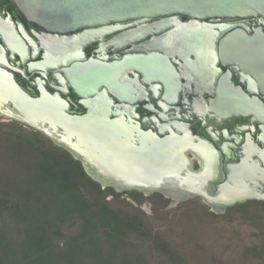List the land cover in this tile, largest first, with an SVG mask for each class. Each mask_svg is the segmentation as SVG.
Returning <instances> with one entry per match:
<instances>
[{
	"label": "flooded vegetation",
	"instance_id": "flooded-vegetation-1",
	"mask_svg": "<svg viewBox=\"0 0 264 264\" xmlns=\"http://www.w3.org/2000/svg\"><path fill=\"white\" fill-rule=\"evenodd\" d=\"M0 16L3 27L10 23L21 41L10 46L0 34V70L23 92L33 98L49 95L69 115H85L101 106L100 111L110 118L129 121L135 128V142L145 139L162 148L168 145L165 152L184 164L179 180L199 189L180 187L176 182L145 189L94 180L101 188L130 196L197 197L219 214L247 201L264 202L248 198L222 206L204 196H219L240 165L235 191L225 193L253 190L264 195V183L253 185L247 180L260 176L264 168L262 16L199 19L172 14L131 19L113 28L63 33L30 21L13 0H0ZM157 55L165 62L159 64L158 73L150 65L151 57ZM137 56L141 61L131 63ZM5 111H10V104L0 105V117L43 135L52 149L69 155L65 160H80L42 132L47 131L46 124L35 129L1 113ZM195 177L198 184H194Z\"/></svg>",
	"mask_w": 264,
	"mask_h": 264
},
{
	"label": "trees",
	"instance_id": "trees-1",
	"mask_svg": "<svg viewBox=\"0 0 264 264\" xmlns=\"http://www.w3.org/2000/svg\"><path fill=\"white\" fill-rule=\"evenodd\" d=\"M0 143V264H188L135 213L103 202L97 195L113 189L101 188L64 151L5 125ZM234 213L258 230L259 243L243 254L264 264V202L222 214Z\"/></svg>",
	"mask_w": 264,
	"mask_h": 264
},
{
	"label": "water",
	"instance_id": "water-1",
	"mask_svg": "<svg viewBox=\"0 0 264 264\" xmlns=\"http://www.w3.org/2000/svg\"><path fill=\"white\" fill-rule=\"evenodd\" d=\"M13 1L30 21L59 33L87 28L92 30L113 28L131 19L141 21L172 14L199 19L252 16L264 18V0ZM4 22L0 16V34L3 40L10 46L19 45L21 41L15 35L13 26L9 23L3 27ZM141 59L140 56L134 57L131 63H139ZM151 59L153 61L150 65L158 73L159 64L165 63L164 58L159 56ZM81 76L87 78V74ZM9 104L10 111L1 113L18 122L27 123L35 129L46 124L47 131L42 132L79 157L87 174L102 185L159 189L177 182L184 168L182 160H175L178 156L165 152L164 149L167 150L168 145L162 148L160 143L148 144L145 139L139 143L135 142V134L132 132L135 128L131 123L123 121L120 117L110 118L100 111L101 106H94L93 111L85 115H69L64 112L63 105L58 100L45 94L39 98L30 97L6 72L0 70V105ZM155 140L159 139L155 137ZM172 149L174 147L169 151ZM240 167L241 165L235 167L234 175L226 183L232 184L234 180L237 181ZM261 171L263 173L260 176L264 177V168ZM256 181L264 183V180L259 178ZM228 184L221 188V192L224 193ZM222 194L217 197L204 196L208 202H216L222 206L248 198L264 200V195L255 194L253 190L248 194L226 193L225 197H222Z\"/></svg>",
	"mask_w": 264,
	"mask_h": 264
},
{
	"label": "rangeland",
	"instance_id": "rangeland-1",
	"mask_svg": "<svg viewBox=\"0 0 264 264\" xmlns=\"http://www.w3.org/2000/svg\"><path fill=\"white\" fill-rule=\"evenodd\" d=\"M2 125L15 127L42 147L52 148L43 135L14 121L0 117ZM97 196L113 208L135 213L151 234L161 236L187 258L188 264H261L259 259L243 254L245 246L259 243V237L257 227L242 220L239 213H215L197 197L166 199L123 193Z\"/></svg>",
	"mask_w": 264,
	"mask_h": 264
},
{
	"label": "bare ground",
	"instance_id": "bare-ground-1",
	"mask_svg": "<svg viewBox=\"0 0 264 264\" xmlns=\"http://www.w3.org/2000/svg\"><path fill=\"white\" fill-rule=\"evenodd\" d=\"M88 35H90V34L88 33V34L82 35V38H83V36H84V37H87ZM200 162H201V161H200ZM257 178H259L260 180H264V177H261V176H259V175H258V176H253V177L251 176V177L247 178V180L249 179L250 182H253L254 184H259L260 182H259V181H256ZM193 180L197 182V183H194V184H198V183H199V180L197 179V177L193 178ZM193 180H192V181H193ZM194 181H193V182H194ZM234 181L236 182V180H234ZM193 182H192V183H193ZM235 182L232 183V184H229L228 186H226V188H225V190H224V193H223V192H222L223 194L221 193V194L223 195L222 197H225V196H226L225 191H235V190H234V189L236 188V186H235ZM189 183H190V182H189ZM189 183L187 184V183L184 181V179L181 178V179L178 180L175 184L178 185V186H180V187H184V188H188V189H192V186H194V187L196 186V185H191V184H189ZM233 186H235V187H233ZM194 189H197V190H198L199 188H196V187H195ZM222 197H221V198H222ZM223 206H225V205H223Z\"/></svg>",
	"mask_w": 264,
	"mask_h": 264
}]
</instances>
